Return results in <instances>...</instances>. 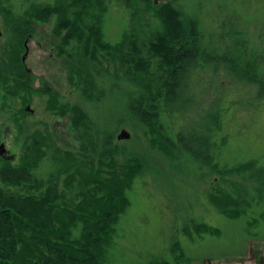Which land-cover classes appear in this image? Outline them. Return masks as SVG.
<instances>
[{"label":"trees","instance_id":"1","mask_svg":"<svg viewBox=\"0 0 264 264\" xmlns=\"http://www.w3.org/2000/svg\"><path fill=\"white\" fill-rule=\"evenodd\" d=\"M111 1L0 0L8 36L0 48V107L9 110L12 102H19L14 118L21 135L18 120L27 114L32 94H44L46 110L66 115L78 140L76 150L59 149L52 130L35 129L21 140L18 134L16 163L0 155V264H105L115 225L130 204L127 191L143 169L136 158L124 164L114 159V133L84 108L61 102L59 93L47 84L32 86L33 76L22 56L37 23L51 22L54 50L67 79L86 100L103 98L99 79L109 72L104 58L115 57L126 65L113 64L116 76L132 86L126 98L127 115L146 126L152 147L174 158L197 160L201 170L209 172L246 170L258 182L256 189L264 185L263 170H253L257 160L219 163V152L228 143V122L218 86L209 104V70L250 86L264 84L242 32L223 31V20L221 30L210 34L196 16H183L171 2L155 6L151 0H134L146 8H133L136 14L122 30V39L113 43L105 39L103 30ZM46 160L52 165L43 171L39 168ZM239 187L232 196L210 197L214 208L230 219L242 218L252 208V198H246L250 195L239 192ZM258 223L247 222L250 236L256 234L251 230ZM192 225L198 235L220 234L201 220ZM184 231L189 233L187 228ZM172 246L177 263L192 260L178 239Z\"/></svg>","mask_w":264,"mask_h":264},{"label":"rangeland","instance_id":"2","mask_svg":"<svg viewBox=\"0 0 264 264\" xmlns=\"http://www.w3.org/2000/svg\"><path fill=\"white\" fill-rule=\"evenodd\" d=\"M151 1L155 6L171 2L183 16H196L204 31L210 34L213 29L219 32L220 22L226 20L223 31L236 28L242 32L248 54L264 75V0ZM141 3L110 2L103 29L107 41L115 43L122 39V30L136 14L133 8H146ZM51 28V22L37 23L26 43L24 64L33 76L32 86L36 89L47 84L59 93L61 102L81 106L111 130L117 146L114 159L119 164L136 158L143 165L127 191L130 204L115 225L114 243L105 264H162L164 261L169 264H264V216L259 215L264 212V185L256 189L258 182L250 179L246 170L209 172L201 170L197 160L187 156L174 158L152 147L146 126L127 115L126 98L132 86L116 76L114 65H126L115 57L104 58L103 66H108L109 72H103L99 79L103 98L98 102L86 100L67 79V72L54 50L56 39ZM7 40L0 17V48ZM208 75L209 104L213 103L214 93L221 91V104L228 122L225 127L228 143L219 152V163L233 165L254 159L257 164L253 170L264 173V84L250 86L223 72L220 76L213 75L211 70ZM19 107L18 101L12 102L9 110L0 107L1 154L13 163L20 149L14 118ZM26 108L27 114L18 120L23 127L20 140L32 130L48 128L52 130L56 147L76 150L78 140L68 128L67 116L47 111L44 94L33 93ZM121 132L127 137L117 139ZM51 165L46 160L39 169L48 171ZM238 185L239 192L244 191L250 195L246 198H252V208L242 218L230 219L214 208L210 197L232 196ZM253 219L259 223L251 230L256 234L250 236L247 222ZM199 220L218 228L220 234L198 235L192 223ZM184 228L189 230L188 234ZM175 238L185 256L192 259L190 262L177 263L174 259Z\"/></svg>","mask_w":264,"mask_h":264},{"label":"water","instance_id":"3","mask_svg":"<svg viewBox=\"0 0 264 264\" xmlns=\"http://www.w3.org/2000/svg\"><path fill=\"white\" fill-rule=\"evenodd\" d=\"M24 59H25V53L23 54L22 56V61L24 62ZM127 137V134L124 133V132H121L119 135H117V139H120V138H126ZM3 149V146L2 144H0V155H1V151Z\"/></svg>","mask_w":264,"mask_h":264},{"label":"crops","instance_id":"4","mask_svg":"<svg viewBox=\"0 0 264 264\" xmlns=\"http://www.w3.org/2000/svg\"><path fill=\"white\" fill-rule=\"evenodd\" d=\"M207 260V259H206Z\"/></svg>","mask_w":264,"mask_h":264}]
</instances>
